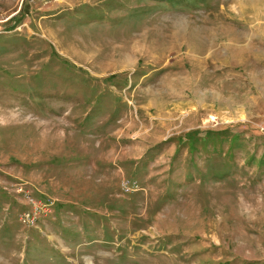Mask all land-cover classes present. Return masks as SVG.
I'll use <instances>...</instances> for the list:
<instances>
[{
  "label": "rangeland",
  "instance_id": "obj_1",
  "mask_svg": "<svg viewBox=\"0 0 264 264\" xmlns=\"http://www.w3.org/2000/svg\"><path fill=\"white\" fill-rule=\"evenodd\" d=\"M0 264H264V0H0Z\"/></svg>",
  "mask_w": 264,
  "mask_h": 264
}]
</instances>
